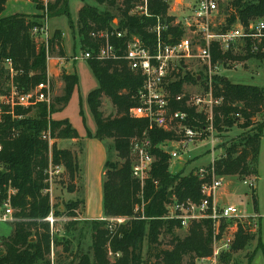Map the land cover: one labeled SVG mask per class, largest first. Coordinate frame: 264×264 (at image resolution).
Returning a JSON list of instances; mask_svg holds the SVG:
<instances>
[{"label":"trees","instance_id":"16d2710c","mask_svg":"<svg viewBox=\"0 0 264 264\" xmlns=\"http://www.w3.org/2000/svg\"><path fill=\"white\" fill-rule=\"evenodd\" d=\"M8 1L0 0V14ZM32 1L46 12L0 16V95L10 89L12 82L20 91L28 92L46 81L48 52L53 56L66 57L61 30H56L47 43L38 41V35L33 34L35 27H44L46 17L66 16L71 30L74 32L77 28L80 49H97L101 41L92 33L111 31L117 27L127 31L128 36H139L153 50L155 32L151 28L158 16L169 27L164 33L166 42L176 43L184 34L180 26L172 24L175 18L169 15L170 5L166 0H149L150 17L131 14L132 8L140 0H123L122 6L117 5V0H95L100 5H106L105 9L84 4L78 12L76 27L69 0H49L47 8L45 0ZM229 10L227 24L234 23L238 18L248 27L251 22L264 19V0H231ZM115 17H120V24L113 23ZM113 41L120 42L116 39ZM254 45L255 51L252 49ZM212 52L214 61H243L254 57L264 63V39L248 41L236 53L222 52L217 45H214ZM7 59L12 61L17 71L13 79L5 64ZM87 61L98 81V87L88 96L97 125L94 137L104 142L112 139L117 157L125 162L120 167L106 161L103 182L105 219L91 222L92 251L81 255L77 264H197L198 259L212 256L214 227L211 220L193 221L187 234L181 236L177 232L182 228L180 221L164 218L167 215L166 206L173 198L195 202L202 199L200 189L203 180L193 172L173 175L170 171L171 154L162 147L169 141L180 140L182 134L175 130L150 128L147 119L130 115V109L141 104L139 89L144 77L140 72L131 70L125 60ZM198 75H201V79ZM62 80L63 93L56 96L50 110L46 103H41L28 109L17 107L15 118L6 112L2 115L0 162L4 170L0 172V207L10 202L13 232L0 238V264H51V227L45 220L52 208L50 195L46 193L49 188L50 145L42 135L50 127L54 139L80 137L68 119L51 118L56 104H68L79 83L77 74L64 73ZM197 82L203 83L202 72L181 75L171 87L170 106L172 110L187 111L192 123L204 127L209 123V115L188 106L186 99L177 101L175 98L183 91L185 83ZM215 84L216 96L223 97L221 105L213 110L215 129L224 131L236 125L242 129V133L227 143L225 152L207 170L219 176H257L264 128V87L234 83L224 75L217 76ZM103 97H108L115 106V116L104 115L101 109ZM4 109L8 111L9 107ZM135 138L148 139L155 157L151 175L145 180L143 188L141 181L132 174L131 145ZM51 153L52 162L62 164L66 169L70 178L68 189L75 190V181L80 177L77 155L70 149L59 148L56 142L52 145ZM208 180H211L210 175ZM143 202L144 219L135 213L136 206ZM80 203V200L67 203L64 205L66 211L62 212L60 207L55 213L75 217L73 210ZM253 204L257 214L258 200L255 194ZM115 217L136 218L117 225L108 220ZM250 225L245 229V225L239 224L232 247L234 251L245 249L253 240ZM111 226L113 232L110 231ZM66 229L69 230L68 227ZM258 233L256 250L264 253L260 229ZM64 250L69 251V246L65 245ZM110 251L121 256L111 261Z\"/></svg>","mask_w":264,"mask_h":264},{"label":"built area","instance_id":"2783aa9c","mask_svg":"<svg viewBox=\"0 0 264 264\" xmlns=\"http://www.w3.org/2000/svg\"><path fill=\"white\" fill-rule=\"evenodd\" d=\"M48 2V1H47ZM47 2L46 8H47ZM140 4L135 6L131 14L139 16L150 17L149 0H140ZM219 11L218 0H197L195 7L191 14H184L183 18H176L172 24L180 26L184 34L176 43H168L164 39V33L168 30V24L163 22V19L156 17V23L152 29L155 32V40L152 45L153 50L139 37L134 34L127 35V31L113 27L111 31H99L92 33V36L98 38L101 43L97 49L86 48L80 49V54H73L70 59L72 61H79L81 59L90 60H125L129 68L133 71L140 72L144 77L143 85L139 89V96L141 104L130 109V115L134 118H145L149 121L150 128L158 127L164 130H175L178 134H182L180 140H176L177 144L187 145L200 140L206 133L207 129L215 128L213 123V110L216 106L221 105L223 97L216 96L215 79L220 74V69L229 66V61L217 60L214 61L213 47L217 45L222 52L234 51L235 53L241 46H245L248 41H261L264 39V19L251 22L248 27H245L237 18V21L227 24V21L216 23L215 14ZM46 12V10L44 11ZM48 18H45V25L43 28L35 27L33 34L39 35L40 30H46V40L48 42ZM113 39L120 41L115 43ZM256 50L255 45L252 47ZM67 58L62 56H53L47 53V80L39 83L28 92H22L13 82L10 84V89L0 95V121L3 113L11 114L14 118L17 107L33 108L41 103H46L49 110L52 104V81L49 74L50 63L56 60L63 64ZM198 63L203 74V86L199 91L192 92L190 84L183 85V91L175 98L177 101L186 99L188 106L195 107L198 112H205L209 115L206 126L200 127L198 124L192 123L189 113L185 110H172L170 106L171 87L172 85L185 73H192L189 66L190 63ZM6 66L11 79L17 74L14 69L12 61L6 60ZM238 63H234L232 68L236 69ZM201 79V78H200ZM4 107H9L5 111ZM52 116V115H51ZM52 118V117H51ZM43 139L49 141L52 145V136L50 127L45 130L42 135ZM165 144L163 147L171 158L179 157L178 145ZM172 146L173 150L168 151ZM2 145L0 144V151ZM131 155L133 156V177L140 180L142 188L145 180L150 177L151 169L155 161L154 155L151 153V142L148 139H137L132 141ZM4 170L3 164L0 162V172ZM65 171L62 164H54L52 162V153L50 151V164L48 169V183L49 188L46 193L51 197V211L45 219L50 223L51 227V253L53 254L55 246V235L57 230L55 228L58 218H55L53 207V182L57 176H60ZM203 180L201 184L202 199L200 202H195L190 199L186 201H179L173 198L167 204L166 219L178 220L181 226L188 228L193 221L209 219L214 227L213 240V254L215 257L219 256L221 251L229 250L232 247L235 235L238 231L239 224L244 217L241 209L228 201L227 196L218 195L224 183V176H219L210 173L208 170L200 169L195 172ZM211 180H208V176ZM257 177L254 175L247 176L243 179V183L248 187L255 189ZM143 193V191H142ZM144 202L136 207V211H142L139 218L144 219ZM142 215V216H141ZM249 216V224L252 231L258 232L260 229V222L257 217ZM13 209L10 202L4 203L0 207V220H12ZM261 217V216H260ZM136 217H117L110 218L113 224L114 221H127ZM70 219V218H69ZM240 220V221H238ZM229 221H238L235 229L229 233L223 232L222 225ZM113 226V225H112ZM111 226L110 231L113 232ZM220 243V245H218ZM110 254H113L110 251ZM119 255V254H117ZM207 258H202V261ZM51 264H55L53 257Z\"/></svg>","mask_w":264,"mask_h":264},{"label":"rangeland","instance_id":"374dc122","mask_svg":"<svg viewBox=\"0 0 264 264\" xmlns=\"http://www.w3.org/2000/svg\"><path fill=\"white\" fill-rule=\"evenodd\" d=\"M166 1L170 6H176V11L171 10L169 14L175 15V17L177 16L176 18L178 19L183 18V16H185L184 14H191V11L193 10L197 2V0ZM229 2H231V0H218L219 11L215 14V20L217 21L216 23L227 21L230 13ZM140 3L141 2L139 1L138 4ZM69 4L75 27L77 21L74 18H77V14L81 5L87 4L91 6H97L100 10H104L106 7V5L98 4L95 0H69ZM117 5L122 6L123 0H117ZM16 11L17 10H15L13 4L9 3L4 15H11ZM21 11L27 12L28 8H24V10ZM41 13H44V11H41ZM120 20V17H115L113 19V23L115 25H118L120 24ZM76 29H74V32L71 30L74 39V54H80V39ZM49 34L50 35L48 36L49 38H51L53 34L51 35V32ZM46 35V30H40L37 38L38 41L45 42ZM67 41L68 44H70L69 38ZM56 62L53 61L50 64V66L52 67L51 72L53 74L57 73L58 65L56 64ZM69 62L73 66L75 65L74 68L76 70V74L78 75L79 83L74 90L69 103L65 106H62L63 104L61 103L56 104V111L52 113L51 117L53 119H68L73 127L78 131L80 137L86 139L91 135L94 136L97 128L95 118L92 115L89 107L88 96L93 89H96L98 87V81L93 74L87 60L81 59L79 61H72L69 59ZM229 63V66L220 69V74L226 76L234 83L250 84L264 87L263 62L259 61L257 58L252 57L243 61H229ZM234 63H238V67L236 69L232 68V66H234ZM189 66L191 67L193 74L201 72V67L200 65H198L196 60L190 63ZM64 70L65 69H62V71L60 72V77H58L57 79L54 78L53 75L51 76L53 78L54 86V92L52 93V104H54L56 96H59L63 93L64 82L62 80V73H65ZM188 84H190L189 89L192 92L199 91L203 86L201 82ZM102 101L103 104L101 109L104 115L107 117L115 116L116 108L112 104L111 100L108 97H103ZM241 133L242 129H240L236 125L234 127H231L230 129H225L224 131H218L215 128H209L200 140H197L194 143L187 145L186 147L182 146V144H177L176 140L167 142V144L170 145L177 144L179 147L177 151L179 153V157L171 158L170 161L171 173L173 175L179 173L186 175L191 172L195 174V172H199L200 169L203 168L207 170L209 166L213 164L214 160L225 152V146L227 145V143L230 142L233 138L238 137ZM52 139V145L56 142L59 148H61L60 146H65V144H68L67 142H58L57 139ZM104 144L108 149V160L110 161V163H116L121 167L125 161L117 157L112 139H107ZM52 145L50 146V151H52ZM164 146L165 145H162V147ZM75 147L77 148V150H79L81 147V150H83V143L79 142ZM131 158H133L132 155ZM224 177V183L221 189L218 191V195H227L228 201L238 206L241 209L242 214H244V217L242 218V221L240 223L238 222L240 220H238L229 221L223 224L221 233L226 232L230 234V231H232V229H235V225L237 222V224L245 225V229L249 227V220H252V218H249V216H254L256 212L253 204V194H255L258 200L257 217L260 222V236L264 244V128L261 139L258 161V174L256 176L257 181L255 189H252L243 183L244 177ZM65 184H70V178L66 170L64 171V174L57 176L53 182L52 198L54 215L55 218H58V222H56L55 224L57 233L55 235L54 251L53 254L50 252L49 258L51 261V258L53 257L55 264H77L82 254L91 253L92 251L91 225L83 224L81 221H77L74 218L69 219L70 217H67L65 214L56 215L55 212L58 211L60 204H67V201H65L60 195V188H62ZM138 206L139 205H137L136 207ZM61 211L63 212L66 210L65 208H61ZM73 211L75 212V214H77L76 209ZM135 213L140 215L142 211L140 210L137 212L135 208ZM69 222H71V224H69ZM114 222V224L119 225L124 224L127 221L122 220ZM251 226L252 225H250V227ZM66 227H68L69 230H67ZM188 228L182 227L181 229L177 230V232L179 233V235L185 236L187 234ZM12 232L13 227L11 222L0 220V238L7 237ZM250 232L251 235L254 236V238L249 242L245 249L241 251H234L232 249V244V247L229 250L221 251L220 255L217 257L212 254V256L203 261L201 258L199 264H264L263 251L256 250L259 233L252 230H250ZM57 241L59 242V244H57ZM65 245L69 246V251L64 250ZM218 245H220V243H218ZM144 252H146V247ZM109 256L111 261H114V259L119 258L121 254L119 253V255H117L115 253H109Z\"/></svg>","mask_w":264,"mask_h":264},{"label":"crops","instance_id":"0c3cea01","mask_svg":"<svg viewBox=\"0 0 264 264\" xmlns=\"http://www.w3.org/2000/svg\"><path fill=\"white\" fill-rule=\"evenodd\" d=\"M45 1L47 2L49 0H45ZM9 3H12L15 10H17L16 12H13L11 15L14 14L36 15L41 13V10L32 0H9L6 4L5 10L3 11L2 14H0V16H9V15H4ZM82 6L83 5H81V7ZM24 8H28V11L22 12L21 10H24ZM175 9L176 6L175 7L170 6L169 12L171 10L176 11ZM74 19L77 20V18ZM47 27H48V33L51 32V35L52 34L54 35L56 30H61L63 32L64 48L66 51V58H67L63 64H60L56 62V60H53L58 65V69H57V73L53 74L51 72L52 67L50 66L49 68L50 77L53 75V77L57 79L58 77H60V72L62 71V69H65L64 71L67 74H76V70L74 68L75 65L73 66L69 62L70 57L74 54L75 51H74L73 34L71 28L69 27L67 17L60 16V17L51 18L48 20ZM68 38L70 39V44H68L67 41ZM199 73L200 72H197V74ZM197 74H193V75H197ZM198 78L200 79L201 75H198ZM51 81L54 92L52 77H51ZM57 140L58 142L62 141L68 143L65 144V146H60V147L72 150L77 155L78 163L80 166V174H79L80 177H78L75 181V183L77 184L76 189L73 191L69 190L67 187L68 185L66 184L62 188H60V195L65 201H67V203L75 202L78 200L81 201L79 207L76 209L78 215L76 214L75 217H70V219L74 218L75 220L81 221L83 224L86 225H91V222L95 220L105 219L104 206H103L104 203L103 182H104L105 164L106 161L108 160V149L105 146L104 142L97 139L93 135L87 137L86 139L79 137L78 139H57ZM79 142L83 143V150H81V147L79 150H77V148L75 147L76 145H78ZM60 207L63 209L65 208L64 204L62 203L60 204L59 208ZM66 216L68 217V215ZM91 233H92V229H91ZM199 263H200V259L197 260V264Z\"/></svg>","mask_w":264,"mask_h":264},{"label":"water","instance_id":"95a60500","mask_svg":"<svg viewBox=\"0 0 264 264\" xmlns=\"http://www.w3.org/2000/svg\"><path fill=\"white\" fill-rule=\"evenodd\" d=\"M172 149H173V147L170 146V147L168 148V151L170 152V151H172Z\"/></svg>","mask_w":264,"mask_h":264}]
</instances>
